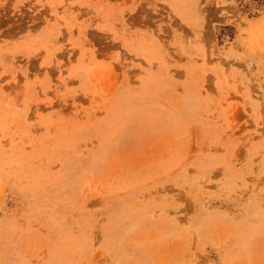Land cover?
<instances>
[{"label": "rangeland", "instance_id": "374dc122", "mask_svg": "<svg viewBox=\"0 0 264 264\" xmlns=\"http://www.w3.org/2000/svg\"><path fill=\"white\" fill-rule=\"evenodd\" d=\"M0 264H264V0H0Z\"/></svg>", "mask_w": 264, "mask_h": 264}]
</instances>
